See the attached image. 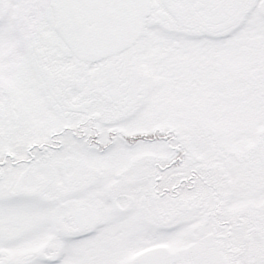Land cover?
<instances>
[{"label":"snow or ice","instance_id":"obj_1","mask_svg":"<svg viewBox=\"0 0 264 264\" xmlns=\"http://www.w3.org/2000/svg\"><path fill=\"white\" fill-rule=\"evenodd\" d=\"M0 264H264V0H0Z\"/></svg>","mask_w":264,"mask_h":264}]
</instances>
